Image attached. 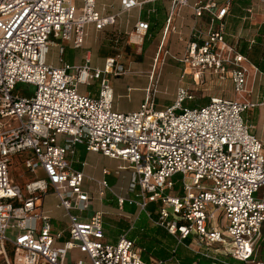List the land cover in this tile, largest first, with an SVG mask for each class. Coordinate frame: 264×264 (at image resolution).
Wrapping results in <instances>:
<instances>
[{"label": "built area", "instance_id": "built-area-1", "mask_svg": "<svg viewBox=\"0 0 264 264\" xmlns=\"http://www.w3.org/2000/svg\"><path fill=\"white\" fill-rule=\"evenodd\" d=\"M248 1L251 16L254 5ZM230 3H193L195 18H204L205 25L192 26L175 59L196 84L205 74L228 80L231 98L211 96L203 105L185 107L194 94L179 85L173 103L156 109L159 49L140 108L116 112L107 76L127 73L122 62L109 56L103 68L93 67L88 53L80 64L62 60V43L80 48L88 24L99 31L116 16H101L96 0H82L80 7L74 0H0V255L6 264H154L143 260L142 249L126 233L115 242L105 240L104 210L84 214L94 199L84 181L94 179L74 167L77 145L131 170L127 195L114 192L117 209L135 206L178 243L189 238L184 246L204 248L198 253L211 259L208 264H254L264 233V194L258 195L264 187V140L250 132L242 113L257 105L247 83L250 68L253 80L262 72L249 58L254 37L246 51L240 38L227 40ZM121 4L126 10L137 3ZM187 5L188 0H170L167 28ZM147 29L148 22L138 20L125 32L126 44L141 43ZM49 44L58 46V66L46 62ZM91 80H99L97 94L79 92L78 85ZM96 183L102 198L111 187L104 177ZM49 191L65 212V230H55L43 210ZM74 250L83 257L73 259Z\"/></svg>", "mask_w": 264, "mask_h": 264}, {"label": "rangeland", "instance_id": "rangeland-1", "mask_svg": "<svg viewBox=\"0 0 264 264\" xmlns=\"http://www.w3.org/2000/svg\"><path fill=\"white\" fill-rule=\"evenodd\" d=\"M76 7H79L82 3L81 0H74ZM144 17V15H143ZM123 41L127 40V36L124 34L121 38ZM120 39V40H121ZM119 40V41H120ZM57 42V41H55ZM97 37L93 31V29H87V35L84 40V44L80 48H73L66 43H62L64 45V54L62 55V60L69 63H82L83 57L87 51V49L91 50L94 54L93 56V65H99L100 67L103 64V57L99 60L96 55V48H97ZM147 44V43H146ZM127 45V44H126ZM177 41L172 40L170 42V51L176 55H180V48H178ZM116 52L109 53V55H114ZM144 53L140 51L136 52L133 44L127 45L126 47V55L121 58L123 61L122 63L124 66L127 65L129 57L133 59H141ZM164 55L162 51L160 52V57ZM261 55L264 58V47L255 48L253 53H249L250 60H256L257 57ZM255 57V58H254ZM46 62L53 66H58L59 56H58V47L56 44H49L48 52L46 54ZM264 61H260L259 64H263ZM257 65V63H256ZM258 66V65H257ZM130 70L138 69L135 66H130ZM260 70H263L259 66ZM158 72V77L156 81L154 80L156 85V90L154 92V103H156L155 108L163 109L166 106L170 105L174 101V96L176 94V88L178 85H183L184 87H189L191 92L194 94V98L192 100H185L182 103V106L185 107H193V106H200L205 104L208 101L209 96H225L227 98H231L233 96L232 86L228 80L220 81L215 80V77L205 74V76H200V81L198 84L192 83V76L187 75L184 76L182 79V83L179 82L180 75H181V66L170 57H167V63L163 64L162 66H157L155 69ZM249 85L252 83V76H253V69L250 68L249 73ZM261 76V82L264 80V70ZM107 78L111 86L115 90V99H114V108L117 110L126 112L132 111L139 108L142 99L144 98V87H146L147 79L144 78L138 72H131L125 73L120 76H112L108 75ZM259 83V79L256 78V81L253 83L254 89L257 88ZM127 85L132 87V90L129 92V97H126V87ZM17 87L27 88L29 90H33L34 87L29 84L19 83ZM262 87V86H261ZM99 88V80H91L90 84H79L78 90L79 92L86 93L90 92L92 95H96ZM119 95V96H117ZM259 110V111H258ZM242 117L247 123H251L253 126L250 129V132L253 133L260 141L264 140V107H260L259 109L254 110L253 108L247 109L245 112L242 113ZM87 163L88 165L85 166L84 171L86 175L91 176L94 181L89 179H85L84 184L85 188L94 196L93 203L89 207L84 214H91L94 210L97 209H105L110 208L116 205V198L114 191L120 194H126L127 184L129 180V176L131 173L130 169H127L125 166V162L111 159L109 157L103 156L100 153H89L87 156ZM13 173L17 181H21L23 178H19L20 168L18 163H14ZM79 167V166H76ZM105 167L106 169L110 170V174L107 176L102 175V168ZM118 167H124L121 170H118ZM120 171L119 175H114L115 171ZM104 177L111 189L108 188L105 190V194L102 198H99L97 194V183L96 180ZM264 194V187L260 189L258 195L263 196ZM57 199L53 192H49L45 195L44 198V210H47L50 215L54 218L52 220V224L57 229H63L66 227L67 218L64 216V212L62 209L56 207ZM117 211L113 208H110V211L105 215V236L108 239L113 240L114 237L117 236L116 226L119 220L123 217L116 213ZM153 218H156L154 214L152 215ZM151 227L149 218L147 217L144 211H140L138 213V221L135 223V227L129 233L130 238H134L135 244L144 248L143 255L149 256L152 255V248L153 245H159V243L149 242L148 235L151 234L154 230L149 229ZM264 229V226H263ZM110 240V241H111ZM189 240V238H188ZM175 241V240H174ZM171 239L168 240L163 239V245L160 244L161 247L167 250V259L162 264H193L192 260L195 257H188L185 258V252L188 254L197 255V257L202 258V255L199 252H205L206 250L202 247H198L196 245L192 246V249H184V242L183 243H176ZM161 242V241H160ZM187 241H185L186 244ZM175 247L176 253L171 255V247ZM216 246V244L214 245ZM197 252V253H196ZM74 255V254H73ZM204 257V256H203ZM206 258V257H204ZM199 259V258H195ZM254 264H264V234L258 241V245L254 251ZM156 264V259L152 257V260ZM0 264H6L2 255H0Z\"/></svg>", "mask_w": 264, "mask_h": 264}, {"label": "crops", "instance_id": "crops-1", "mask_svg": "<svg viewBox=\"0 0 264 264\" xmlns=\"http://www.w3.org/2000/svg\"><path fill=\"white\" fill-rule=\"evenodd\" d=\"M135 1L137 3L136 5L132 6L129 9L123 10L121 0H96L95 7H96V10L101 14V16L114 15V16H116L115 22L113 24H109V25L105 26L103 29H101L99 31L95 29L93 24H88L85 27L84 40H85V37L87 35V29L91 27V29H93V31L97 37V41L99 42V43H97L96 55H98L97 57H99L98 58L99 60L103 57L102 66L100 67L99 65H93L92 64L94 54L92 53L91 50L87 49L86 53L89 54L91 66L103 68L104 61L109 56H114V57H116V59L119 62H123L121 60V58L126 55L127 45H126V41L125 40L123 41L121 38L123 37V35L125 34L126 31H129L134 27V25L136 24V22L138 20H143V21L148 22L147 33L144 36L143 41L139 44L134 45L136 52L140 51L141 53H144V55L142 56L141 59L140 58L139 59H133V58L129 57L127 65L125 66L128 69L129 73L138 72L144 78L147 79L146 87L143 88L144 89V98H145L146 88H147L148 83H149L148 77H149L150 72L154 68L153 67L154 58H155L158 50L160 49V52L162 51V53L164 54L160 57V60L162 62H161V64H159V67L162 66L163 64L167 63V57H170L172 60L176 61L181 66V75H180L179 82L182 83V79L184 78V76H187L189 74H187V75L183 74V72H182L183 67L175 58L180 57L183 54L186 42L190 38L192 26L193 25L204 26L205 24H204V18L199 19V18H195V16H194V12H193L191 6L193 5V3L196 0H188V5L182 7L177 12V14L174 16V18H173V20L170 23L168 28L166 26V19H167L169 7H170V0H152V1H150V0H135ZM204 1H206V0H204ZM214 1H216L217 3L220 4V3H223L225 0H214ZM81 3H82V0H81ZM250 5H251V2L248 0H231L230 6H229V13L227 14L225 20H226L227 40L232 42V41L240 38V46L242 47V51H246L247 43H248L247 40H249V38L254 37L256 42L252 46L251 50L249 51V53H251V52L253 53L255 48L264 47V15H263L264 5H262L258 0H253V5H254L253 10L254 11H253V14L251 16H249L248 13L246 12V9ZM143 15H144V17H143ZM84 40H83V44H84ZM172 40L177 41L178 45H176V46L178 48H180V55H176L170 51L169 47H170V42ZM69 46H71V45H69ZM112 52H116V53L114 55H109V53H112ZM63 54H64V52H63ZM58 56H59V54H58ZM262 58L263 57L261 55H259L256 60L252 59L251 61L255 65L257 63L258 68H259V63H260V61H262ZM73 64H78V63H73ZM130 66H135L138 69L130 70L129 69ZM261 72L263 74V71H261ZM156 75L158 77V72H156ZM249 77H250V75H249ZM256 78L259 79V83H258L257 88L254 89L253 83L256 81ZM261 79H262L261 76L259 74H257L255 76L254 80H253V76H252L251 85H249V82H250L249 78H248V82H247L248 87L252 88L251 101L254 103H257V105L253 107L254 110L259 109L260 107H264V80H263V82H261ZM215 80H217V79L215 78ZM192 83L196 84L193 81H192ZM186 88H188L189 91L191 92V89L189 87H186ZM131 90H132V87L127 85L126 94H125L126 97H129V92ZM117 96H119V95H117ZM115 97H116L115 90L113 88L112 109H113V111H116V112H123V111H120V110H117L116 108H114L113 105H114ZM209 97H211V96H209ZM209 97H208V100H209ZM144 98L142 99L140 106L143 103ZM174 99H175V96H174ZM140 106H139V108H140ZM155 106H156V103H155ZM138 109H136V110H138ZM136 110H132V111H136ZM132 111H126V112H132ZM249 124H251V123H249ZM89 153H91V152L86 151L83 145H77L76 146V154L74 157V160H75L74 167L82 170V172L85 175H86V172L84 171V168H85V166L88 165L87 156ZM81 162H84L85 164L83 166H81ZM76 166H79V167H76ZM103 169H106V168L103 167L102 170ZM116 171H115L114 175H119L120 172H119V174H117ZM109 172H110V170H109ZM102 175H103V173H102ZM86 176H89V175H86ZM89 177H91V176H89ZM102 178H100V179H102ZM97 180H99V179H97ZM118 194H120V193H118ZM121 195H127V194H121ZM110 208H113L114 210H116L117 211L116 213H118L119 215H121L123 217V219L121 218V220H119V222H125V223L129 224V227L125 230H122L119 234H117V236L114 237L113 240L108 239L105 236L106 241L115 242L121 234L126 233L127 235H129L131 230L134 229L135 223H136V221H138V213L140 211L135 206L127 205V204H125L123 206L122 210L117 209L116 205H114ZM110 208L102 209L105 211V215L110 211ZM43 210H44V205H43ZM97 210H99V209H97ZM44 212L51 217V222H52V220H54V218L50 215V213L47 210H44ZM63 212H64V210H63ZM151 213H152V215L154 214L156 216V214L153 212V209H152ZM105 215H104V218H105ZM64 216L66 217L65 212H64ZM104 218H103V227H104V232H105L106 228H105ZM150 224H151V227L154 225L151 221H150ZM66 225H67V223H66ZM52 226L55 230H65L66 229V227H64L63 229H57L54 227L53 224H52ZM263 231H264V229H263ZM171 236H173V235H171ZM173 238H175V237L173 236ZM132 239H134V238H132ZM175 240L177 243L176 238H175ZM185 240H184V244H185ZM139 248H141V247H139ZM186 249H189V248L186 247ZM142 254H143V249H142ZM80 257H83L82 254H80L76 250H74L72 252V258L73 259H77ZM150 259L152 260V257H149V260ZM156 261L159 262L158 260H156ZM151 262L156 264L154 261H150L147 263H151ZM162 263L163 262L161 261V263H159V264H162Z\"/></svg>", "mask_w": 264, "mask_h": 264}, {"label": "trees", "instance_id": "trees-1", "mask_svg": "<svg viewBox=\"0 0 264 264\" xmlns=\"http://www.w3.org/2000/svg\"><path fill=\"white\" fill-rule=\"evenodd\" d=\"M262 61H264V58H262ZM259 66L261 68H263V70H264V63L263 64H259ZM263 70H261V71H263ZM152 209H153V205L151 204L149 206V210L152 211ZM128 227H129V224L128 223H125V222H117V227H116V230L118 231L117 234H119L122 230L127 229ZM149 229H151V230H154L155 229V231H153L151 234L148 235L149 242H152L153 241L155 243H159V245H156V244L153 245L152 253H151L152 255L146 256V255H143L142 254L143 260L145 262H150L149 257H153V258H155L158 261L164 262L165 259H167V257H168L167 256V250L164 249L163 247H161L160 244L163 242V239H166V237L168 238V240L171 239L172 241H174L175 238H173V236H171L170 233H168L165 229H163L160 226L153 225L152 227H149ZM185 241H187L186 244H188L190 240L186 239ZM134 242H135V240H134ZM174 242H176V240ZM162 245H163V243H162ZM142 249H143V252H144V248H142ZM184 249H186V247ZM8 253H9V255H11V252H8ZM175 253H176V249H175V247L172 246L171 247V255H174ZM185 254H186V255H184L185 258H188L189 256L190 257L193 256L195 258H199V259H195L194 258L192 260L193 264H194V262H196V264H208V263L211 262V259L204 258L203 256L201 258V256L200 257H197V255H194V254H188L186 252H185Z\"/></svg>", "mask_w": 264, "mask_h": 264}]
</instances>
